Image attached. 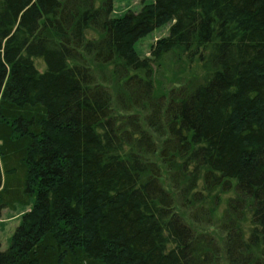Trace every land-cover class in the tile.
<instances>
[{
  "label": "trees",
  "instance_id": "1",
  "mask_svg": "<svg viewBox=\"0 0 264 264\" xmlns=\"http://www.w3.org/2000/svg\"><path fill=\"white\" fill-rule=\"evenodd\" d=\"M113 1L0 0V264H264V0Z\"/></svg>",
  "mask_w": 264,
  "mask_h": 264
},
{
  "label": "rangeland",
  "instance_id": "2",
  "mask_svg": "<svg viewBox=\"0 0 264 264\" xmlns=\"http://www.w3.org/2000/svg\"><path fill=\"white\" fill-rule=\"evenodd\" d=\"M144 1L150 2L152 0H114V15H122L130 9L138 11L141 9ZM169 29L170 24L157 28L148 35L139 39L135 44L137 52L143 57L149 56L151 46L157 41V39L166 36L169 33ZM179 67L182 66L177 65L174 58H169L167 60L166 66L162 71V76H160V85L162 87H165V83L168 80H177L179 78V73H173L174 69ZM28 210L29 207L22 206L20 204H17L15 208H0V239L2 243V250H6L8 248L12 235L21 223L24 213Z\"/></svg>",
  "mask_w": 264,
  "mask_h": 264
}]
</instances>
